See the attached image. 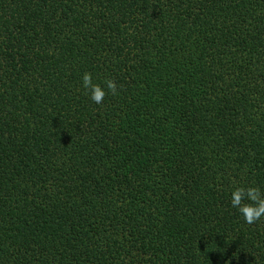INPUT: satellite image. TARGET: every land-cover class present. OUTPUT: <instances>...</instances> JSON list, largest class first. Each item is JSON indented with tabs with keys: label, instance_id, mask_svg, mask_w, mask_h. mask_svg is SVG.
Returning a JSON list of instances; mask_svg holds the SVG:
<instances>
[{
	"label": "trees",
	"instance_id": "1",
	"mask_svg": "<svg viewBox=\"0 0 264 264\" xmlns=\"http://www.w3.org/2000/svg\"><path fill=\"white\" fill-rule=\"evenodd\" d=\"M255 196L264 0H0V264H264Z\"/></svg>",
	"mask_w": 264,
	"mask_h": 264
},
{
	"label": "clouds",
	"instance_id": "2",
	"mask_svg": "<svg viewBox=\"0 0 264 264\" xmlns=\"http://www.w3.org/2000/svg\"><path fill=\"white\" fill-rule=\"evenodd\" d=\"M83 83L84 86L87 88L91 84V78L89 74H85L83 77ZM108 89L112 92H115V85L109 81L108 82ZM104 93L96 86L92 87V94H91V100L94 103H101L103 99ZM238 192H244V189H237ZM257 189H247V192L249 194H255L257 193ZM254 205L255 210H250L251 206H244L240 208V211L242 215H244V218L246 222L252 223L254 220L259 219L261 216H264V199L259 198L258 196L254 197ZM233 207H239V197H237L235 200H233L232 203Z\"/></svg>",
	"mask_w": 264,
	"mask_h": 264
}]
</instances>
